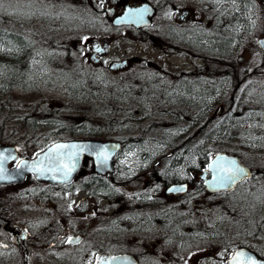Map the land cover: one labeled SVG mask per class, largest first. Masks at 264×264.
Returning <instances> with one entry per match:
<instances>
[{
  "label": "flooded vegetation",
  "instance_id": "1",
  "mask_svg": "<svg viewBox=\"0 0 264 264\" xmlns=\"http://www.w3.org/2000/svg\"><path fill=\"white\" fill-rule=\"evenodd\" d=\"M144 3L152 6L148 26L115 23L128 8ZM202 3L104 0L97 12L101 18L95 36L87 37L92 40L82 46L80 42L67 45L71 76H162V88L153 95L160 105H149V118L159 128H176L181 143L189 139L212 143L211 134L217 126L232 122L242 101L234 98L238 88L230 76H264V56L234 59L236 42L209 23L205 25L214 15L205 9L201 16ZM218 38L224 39L218 42L224 46L217 49ZM79 58L89 70L78 67ZM27 109L25 115L10 117L17 120L0 121V153L9 157L0 178V245H7L0 247V264H97V257H127L126 264H222L220 253L227 257L233 248L264 262V209H258L255 229L245 222V216L234 227L230 199L217 198L221 193L229 195L228 191H207L201 169L183 168L185 160H199L198 155L178 150L160 155L162 146L156 152L128 147L120 153L121 145L113 154L109 174L97 173L89 155L82 157L78 172L65 184L40 181L30 173L11 174L18 161L33 160L54 143L101 139L94 137L92 126L85 121L62 120L60 109L41 103ZM237 114L245 117V125L246 115ZM257 116L259 121L262 117ZM112 129L115 134L118 127ZM149 140L150 144L158 141ZM103 143L114 151L112 142ZM120 156L130 160L123 168L117 165ZM259 173L264 177V169ZM183 183L186 188L169 191Z\"/></svg>",
  "mask_w": 264,
  "mask_h": 264
},
{
  "label": "rangeland",
  "instance_id": "2",
  "mask_svg": "<svg viewBox=\"0 0 264 264\" xmlns=\"http://www.w3.org/2000/svg\"><path fill=\"white\" fill-rule=\"evenodd\" d=\"M103 1L0 0V31L16 32L26 39L28 38L27 40H31L30 50H35V53L38 50L36 57L39 58L38 62L37 58L32 61L28 73L34 72V76L26 80L24 87L19 85V89L16 88L15 91L9 92V89L12 88L10 86L13 84L10 83L8 92L0 95V121L17 120L10 119V117L27 114L29 112L27 106L29 105L41 103L50 105L55 109L60 104L65 110L64 113H61L62 120L76 123H84L85 121L90 126L97 127V130L107 132L110 129H106L107 116L104 112L109 111V109L105 108L102 102L104 98H109L107 95L110 92L107 91L112 90L113 93L114 90L120 95L118 96L115 115L120 121L118 132L119 137L124 140L122 141L123 152H127L129 146H135L133 149L138 151H146L143 147L147 138L153 137L160 142L163 141V134L166 132L165 139L168 144H166L165 139L163 141L165 146L163 144H150L149 142V152H156V148L161 145L165 149L160 152V155H164L167 150L180 145L181 151L184 153L199 148L209 157L216 152H233L238 155L250 168L252 177L237 186L229 195L221 193L217 198L222 202L224 201L223 196L230 199L231 218L234 227L239 226L241 218L245 216V222L255 229L259 217L258 209H264V177L259 173L260 169H264V106H259L260 104L264 105V76H255V79L243 82L242 86L240 85L242 92L239 91L234 97L242 100L237 105V113L242 112V115H246L253 128L240 124V121H244L245 117L234 113L233 118L237 123L226 130L225 137L221 133L220 136L217 134L216 141L212 145H191L194 140L178 144L175 131H171V129L176 128L170 126L159 128V123H155L153 117L145 120L142 118L148 114L145 110L146 105L152 104V98L149 99V97L156 95L162 88V76L134 75L133 79H124L125 76L121 79L114 76L108 78L98 76L82 79L83 76L70 77L68 75L72 73V64L69 55L65 54L67 45L70 42H80L82 46L87 40L85 37L95 36L97 21L99 22L101 18L97 12L98 10L100 12ZM261 1L244 0L243 13L246 16L247 32L242 31L243 38L238 41L241 44H237L232 54L234 59L242 57L248 61L250 58L259 57L256 39L264 36V12ZM200 13L201 16L205 14L203 9L200 10ZM206 24H208L207 21ZM209 24L216 28L213 18ZM215 30L221 32L222 26ZM234 37V34L229 36V38ZM90 40L92 39L87 41ZM5 49L10 50L9 48ZM32 57L31 54L28 58ZM85 63V60L79 58L78 67L82 66L89 70L90 68ZM69 64L70 67L68 68L67 65ZM19 70H21V66H19ZM24 70L27 71L26 66H24ZM35 76H40L38 77L40 82L32 86ZM62 76L66 78L65 80L69 79L70 81L77 78L80 80L77 88L83 89L80 92H73V94L66 91L64 83H61ZM242 77L238 76V79ZM169 99L171 102H175L174 97L169 96ZM141 110H145V112L141 113ZM132 111L134 113L131 114ZM129 112L133 115V119L130 121L124 119ZM257 113L262 117L259 121ZM167 122L170 124L175 121L167 120ZM152 125L154 127H150ZM129 154L132 156L133 152ZM119 159L117 165L119 164L120 168L130 162L126 158L121 157ZM232 231L234 232L235 228Z\"/></svg>",
  "mask_w": 264,
  "mask_h": 264
},
{
  "label": "snow or ice",
  "instance_id": "3",
  "mask_svg": "<svg viewBox=\"0 0 264 264\" xmlns=\"http://www.w3.org/2000/svg\"><path fill=\"white\" fill-rule=\"evenodd\" d=\"M219 2L220 0H217V3ZM233 3H235V0H233ZM147 11L148 9L146 6L144 8L136 9L129 8L118 23L125 21L139 22V20L143 19V14ZM169 15H172V13H169ZM85 39L87 38L85 37ZM258 43L264 48V40L258 41ZM96 51L100 52L102 49L97 48ZM85 149L92 151L98 162L102 164L107 163L109 154L105 146L93 147L91 145L56 143L48 148L43 159L39 161L34 160L30 166L26 161H18L17 168L28 167V170L39 174L52 173L53 179H56L57 175H60L66 182L72 171L75 170L76 160L78 159L79 153ZM11 158L15 159V157ZM7 159H9L8 156L0 153V178H3L2 174L5 172L3 165L4 161ZM209 160L210 162L204 171L211 172L213 174V182L221 187H230L238 179L244 178L248 175L246 170L240 167L235 160H229L223 156H217L215 158L210 156ZM169 191L173 190L170 189ZM22 238L26 239V237ZM68 242L72 243L73 239L69 237ZM0 247H7V245H0ZM225 251H227V249ZM220 257L222 264H264V262L258 261L248 252L237 250L236 248H233L227 257H225L224 252H221ZM127 259V257H97V264H126Z\"/></svg>",
  "mask_w": 264,
  "mask_h": 264
},
{
  "label": "trees",
  "instance_id": "4",
  "mask_svg": "<svg viewBox=\"0 0 264 264\" xmlns=\"http://www.w3.org/2000/svg\"><path fill=\"white\" fill-rule=\"evenodd\" d=\"M221 1L232 5L231 7L234 9L232 15L229 16L232 25L247 26L245 22L246 16L243 15V0H235V3H233V0ZM27 39L17 33L0 31V49L4 48L0 51V95L6 92L10 83H13L10 86L12 87L10 91L16 88L19 89V85H26V80L34 76V72L29 74L28 69L27 71L24 70V66H29V60L31 58L28 57L35 51L30 50L32 41L30 40V42ZM219 41H224V39L218 38L216 42L217 49L224 46V43H218ZM5 48H9L10 50H6ZM19 66H21V70H19ZM35 81H37L36 77L32 82ZM232 81L235 82L236 79L233 78ZM32 82H30V84H32Z\"/></svg>",
  "mask_w": 264,
  "mask_h": 264
},
{
  "label": "water",
  "instance_id": "5",
  "mask_svg": "<svg viewBox=\"0 0 264 264\" xmlns=\"http://www.w3.org/2000/svg\"><path fill=\"white\" fill-rule=\"evenodd\" d=\"M145 6L147 7L148 11L145 12V13L143 14V19H142V20H139V22L125 21V22H121V23H122V24H130V23H133L135 26H138V25H148L149 22L146 21V17H148V16L151 14V11H152V10L150 9V7H149L148 5H142V6H140L139 8H144ZM134 9H136V8H134ZM123 16H124V15H122V16L119 17V18H117L115 23H116V24H121V23H118V21H120L121 18H122ZM261 40H264V37L258 38V40H257V44H258L259 48L264 52V48H262L261 45L258 43V41H261ZM59 144H71V143H64V142L61 143V142H60ZM72 144L88 145V144L85 143V142H79V141H76L75 143H72ZM91 146H93V147H96V146H105V147L107 148V151H108V154H109V159L107 160V163H106V164H102V163L98 162V160H97L95 154H93V155H94V158H95L94 160H95V167H96V170H98V171H100V172H104V171L110 169V168H111V163H110L109 160H110V157H111V155H112V152L109 150L108 145H107V144H91ZM0 149H1V147H0ZM83 151H84V150H83ZM83 151H81V152L79 153L78 159L76 160L75 170L72 171L71 174H73V173L78 169L79 161H80V157H81V153H82ZM89 151H90V150H89ZM46 153H47V152H46ZM44 154H45V153H40L39 155H37V157H36L34 160H35V161H39V160L43 159ZM217 156H223V157L228 158L229 160H235V161H237L238 165H239L240 167L244 168V169L246 170V172L248 173V175H247L246 177H244V178L249 177L250 172H249L248 168L245 167V166L239 161V159H238L236 156L231 155V154H227V153H223V154H222V153H217V154L213 155L212 158H215V157H217ZM34 160H33V161H34ZM33 161L31 160V161H26V162H27V164L30 166V165L33 163ZM209 162H210V161H209ZM209 162H208V164H209ZM4 164H5V161H4ZM208 164H207V166H208ZM207 166H206V168H207ZM21 171H22V173H23V171H24V172H29V173H34V175H36L37 177H39L40 180H43V181H47V182L50 181V182H52V183H54V184H55V183H56V184H62V183H65L63 177L60 176V175H57V178H56V179H53V178H52V173L39 174V173H37V172H34V171H30V170H28V167H21V168H17V167H16V169L10 171V173H11V174H15V175H17L18 173L22 174ZM108 171H109V170H108ZM23 174H24V173H23ZM23 174H22V175H23ZM70 177H71V175H70ZM70 177L68 178V180L70 179ZM210 178H211V179L205 181V186H206L205 188H207V190H209V191H219V190H228V189H231V188L235 187V184H236V183H238L239 181H241V180L244 179V178L238 179V180H237L232 186H230V187H221V186H219L218 184H215V183L213 182V174H212V173H211V177H210ZM68 180H67V181H68ZM67 181H66V182H67ZM239 250H242V249H239ZM250 255H252V254H250ZM252 256H254V255H252ZM254 257L256 258V256H254ZM256 259H257L258 261L260 260V259H258V258H256Z\"/></svg>",
  "mask_w": 264,
  "mask_h": 264
},
{
  "label": "bare ground",
  "instance_id": "6",
  "mask_svg": "<svg viewBox=\"0 0 264 264\" xmlns=\"http://www.w3.org/2000/svg\"><path fill=\"white\" fill-rule=\"evenodd\" d=\"M38 83H39V80L37 79V81H35L32 85H35V84H38Z\"/></svg>",
  "mask_w": 264,
  "mask_h": 264
}]
</instances>
